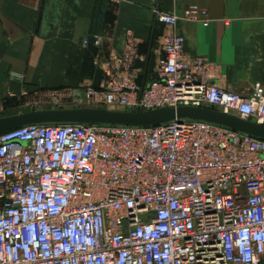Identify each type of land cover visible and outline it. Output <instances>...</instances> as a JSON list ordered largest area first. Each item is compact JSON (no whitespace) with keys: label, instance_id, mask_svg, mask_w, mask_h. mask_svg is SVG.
Segmentation results:
<instances>
[{"label":"built area","instance_id":"built-area-1","mask_svg":"<svg viewBox=\"0 0 264 264\" xmlns=\"http://www.w3.org/2000/svg\"><path fill=\"white\" fill-rule=\"evenodd\" d=\"M155 14L170 27L179 19ZM200 16L198 5L184 14ZM185 41L166 32L143 86L136 69L112 73L87 87V102L211 107L264 124L262 82L247 93L209 83ZM0 264H264V139L193 119L0 133Z\"/></svg>","mask_w":264,"mask_h":264},{"label":"crops","instance_id":"crops-1","mask_svg":"<svg viewBox=\"0 0 264 264\" xmlns=\"http://www.w3.org/2000/svg\"><path fill=\"white\" fill-rule=\"evenodd\" d=\"M192 5L207 16L186 19ZM157 8L176 14L177 24L159 22ZM170 31L185 37V58L202 60L209 83L244 93L264 85V0H0L2 65L45 86L92 85L98 66L107 73L102 84L132 68L145 74L136 60L159 56ZM95 37L99 45L83 46Z\"/></svg>","mask_w":264,"mask_h":264},{"label":"water","instance_id":"water-1","mask_svg":"<svg viewBox=\"0 0 264 264\" xmlns=\"http://www.w3.org/2000/svg\"><path fill=\"white\" fill-rule=\"evenodd\" d=\"M157 55L151 52L146 61L136 60L135 67H146L148 72L153 71ZM107 76L106 71L97 67L92 86L100 88L102 81ZM142 74H139L136 82L143 86ZM183 119L203 120L264 139V124L256 123L248 119L240 118L211 107L180 106L159 108L153 110H111L98 107H81L72 109H45L35 110L18 115L0 118V133L30 124H113L152 126L173 120Z\"/></svg>","mask_w":264,"mask_h":264},{"label":"rangeland","instance_id":"rangeland-1","mask_svg":"<svg viewBox=\"0 0 264 264\" xmlns=\"http://www.w3.org/2000/svg\"><path fill=\"white\" fill-rule=\"evenodd\" d=\"M2 62L0 56V118L35 110L92 107L85 98L88 86H84L83 80L45 86L25 79L22 73H11V68L4 67ZM73 67L84 71V65Z\"/></svg>","mask_w":264,"mask_h":264}]
</instances>
